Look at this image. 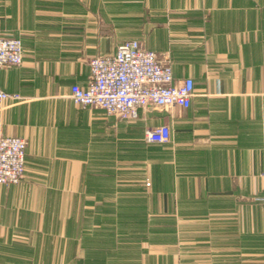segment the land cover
<instances>
[{
	"label": "crops",
	"instance_id": "obj_1",
	"mask_svg": "<svg viewBox=\"0 0 264 264\" xmlns=\"http://www.w3.org/2000/svg\"><path fill=\"white\" fill-rule=\"evenodd\" d=\"M0 36L23 49L0 133L26 141L0 264H264V0H0ZM131 39L193 79L188 107L130 122L69 98ZM161 123L170 141L146 142Z\"/></svg>",
	"mask_w": 264,
	"mask_h": 264
},
{
	"label": "built area",
	"instance_id": "obj_2",
	"mask_svg": "<svg viewBox=\"0 0 264 264\" xmlns=\"http://www.w3.org/2000/svg\"><path fill=\"white\" fill-rule=\"evenodd\" d=\"M22 56L20 38L0 36V66L18 65ZM87 65V84H72L69 98L76 105L99 108L119 119L135 120L139 109L186 108L194 95L191 77L175 79L169 58L145 49L136 39L119 44L113 53L90 57ZM21 98L0 86V111L8 99ZM144 139L148 143H167L171 139L170 126L166 123L147 126ZM25 147L24 138L0 133V185L17 184L23 179ZM261 177L264 202V170ZM145 185L150 182L145 181Z\"/></svg>",
	"mask_w": 264,
	"mask_h": 264
},
{
	"label": "rangeland",
	"instance_id": "obj_3",
	"mask_svg": "<svg viewBox=\"0 0 264 264\" xmlns=\"http://www.w3.org/2000/svg\"><path fill=\"white\" fill-rule=\"evenodd\" d=\"M111 116H113V115H111ZM116 120H123V119H119V118H117V117H115V116H113ZM124 121H128V120H124ZM133 121V120H132ZM131 122V121H130Z\"/></svg>",
	"mask_w": 264,
	"mask_h": 264
}]
</instances>
